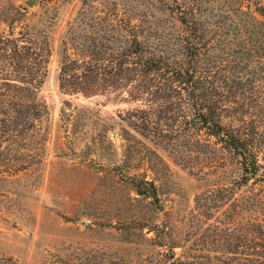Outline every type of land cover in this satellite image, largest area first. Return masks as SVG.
Listing matches in <instances>:
<instances>
[{"label":"rangeland","instance_id":"rangeland-1","mask_svg":"<svg viewBox=\"0 0 264 264\" xmlns=\"http://www.w3.org/2000/svg\"><path fill=\"white\" fill-rule=\"evenodd\" d=\"M25 1L0 0V264H264V0Z\"/></svg>","mask_w":264,"mask_h":264},{"label":"trees","instance_id":"trees-1","mask_svg":"<svg viewBox=\"0 0 264 264\" xmlns=\"http://www.w3.org/2000/svg\"><path fill=\"white\" fill-rule=\"evenodd\" d=\"M146 64L148 65V63H146ZM20 116H21V114H20ZM20 116L18 117V119L20 118ZM228 143H229L230 146H233L234 148H237L236 147V143L233 141V138H229ZM241 147H242V145H241ZM237 150L240 152V150L238 148H237ZM240 155H243L246 158V156L244 155V153L243 154H240ZM253 165L254 164H252V168L249 169L248 166H247V164L245 163V161L243 162V172H244V176L242 177V179H244V180H247L248 179L249 180L250 177L253 178L254 176H256L255 175L256 174L255 167ZM242 184H245V181Z\"/></svg>","mask_w":264,"mask_h":264},{"label":"water","instance_id":"water-1","mask_svg":"<svg viewBox=\"0 0 264 264\" xmlns=\"http://www.w3.org/2000/svg\"><path fill=\"white\" fill-rule=\"evenodd\" d=\"M25 3L27 6H33L35 4L34 0H26Z\"/></svg>","mask_w":264,"mask_h":264}]
</instances>
